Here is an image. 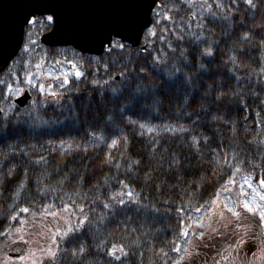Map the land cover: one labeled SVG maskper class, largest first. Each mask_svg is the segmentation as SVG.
I'll use <instances>...</instances> for the list:
<instances>
[{
    "label": "trees",
    "instance_id": "1",
    "mask_svg": "<svg viewBox=\"0 0 264 264\" xmlns=\"http://www.w3.org/2000/svg\"><path fill=\"white\" fill-rule=\"evenodd\" d=\"M159 1L146 53L125 44L95 57L45 45L40 37L53 25L47 15L26 27L21 51L0 75V264L24 256L30 264H173L185 230L186 248L199 252L194 264H264V224L240 203L245 178L259 187L264 179V112L249 91L259 92L264 80V28L257 26L264 8L245 11L243 0ZM246 32L251 43L240 39ZM209 47L213 54L204 55ZM61 62L76 63L84 75L53 89L59 103L32 89L35 99L20 108L6 94L8 84L27 89V75L41 71L36 64L44 71ZM222 192L239 220L213 214ZM203 214L200 229L195 220ZM222 224L237 235L214 234ZM70 226L71 241L63 236ZM80 245L86 252L73 256ZM113 245L128 255H107ZM184 257L181 264H189Z\"/></svg>",
    "mask_w": 264,
    "mask_h": 264
},
{
    "label": "water",
    "instance_id": "2",
    "mask_svg": "<svg viewBox=\"0 0 264 264\" xmlns=\"http://www.w3.org/2000/svg\"><path fill=\"white\" fill-rule=\"evenodd\" d=\"M150 7L155 8L152 0H0V75L23 47L26 19L44 14L53 16L52 29L41 37L44 44L71 46L83 54L99 56L107 48V44L102 47L103 36L132 13L138 15L141 26L135 32H126L128 38L123 42L139 45L143 32L152 24ZM147 46V43L142 46L143 53L147 52ZM29 100L31 94L26 91L14 102L26 107Z\"/></svg>",
    "mask_w": 264,
    "mask_h": 264
},
{
    "label": "snow or ice",
    "instance_id": "3",
    "mask_svg": "<svg viewBox=\"0 0 264 264\" xmlns=\"http://www.w3.org/2000/svg\"><path fill=\"white\" fill-rule=\"evenodd\" d=\"M233 3H236V0H232ZM243 3L246 4L248 6V8L245 9V11H249L251 9H256L257 11H260L262 8H264V0H243ZM152 5L159 7V5H157L156 0H152ZM221 5H217V7H220ZM208 8H211L212 5L208 4L207 5ZM176 11H179V8L175 9ZM149 11H152V7L149 8ZM157 15H159V13H157ZM213 15H215V13H213ZM264 18V17H262ZM172 17L169 16L168 14H165L164 16V20L168 21L171 20ZM53 20V16H48L47 17V21L51 22ZM25 23L31 24V23H35V21L33 20H27L25 21ZM157 24L160 23L159 20L156 21ZM141 26V21L140 18L138 17V15L132 13L129 14L122 22L121 24L117 27V28H113L111 32H109L108 34L103 36V39L101 41L102 47L104 44H107V51L111 52L113 51L115 48L119 47L120 49H124L126 47V45L123 43V41L125 39H127L128 37L125 35V33H132L135 32L137 30V28H140ZM258 27H262L264 28V25H257ZM142 30V29H141ZM167 30V29H166ZM152 36L156 35L155 31H152L150 33ZM53 37H56V33L53 32ZM262 35V43H264V33L261 34ZM114 37L116 39H114ZM179 39H183V36H179ZM161 40L164 39L163 36L160 37ZM241 41L243 42H249L251 43L253 37L250 33H244L241 36ZM36 42L33 41V44H35ZM27 50V49H26ZM173 51H175V49H172ZM204 55H209L211 56L213 54V50L211 47L204 49L203 52ZM181 55H183V52L181 53ZM230 60L232 61L233 65H236V57H230ZM59 63V62H57ZM70 63L71 72H63L62 70H58L53 68L51 71H43L42 70V66L41 64H36L35 68L36 69H41V71L35 73V75H33L32 73H29L26 77V79L24 80V83L28 86L29 90L32 89H38L39 92L42 95H47L49 97H53L56 98L55 102L59 103V99L58 97L60 95H62L61 93H57L56 91H53L54 87H59L60 89H64L66 88L67 85H69L70 83V76L74 77L76 80H79L84 73L81 72L76 64L74 63ZM203 66V65H201ZM123 75V73H121ZM260 74L264 75V68H261L260 70ZM43 79H47L49 81L55 80L57 81L56 85H53L52 83H48L45 84L43 82H41ZM258 83L261 84V88L260 91L257 92L255 89H250V93L255 96L257 99H259L260 103H259V107L261 109V112H264V80H258ZM93 84H100L99 80H93L92 81ZM105 84L108 83V81H104ZM116 89H113V92H115ZM24 93V89L23 88H19L14 90V87L12 84H8L7 86V95L11 96L12 99L15 100H19L20 96H22ZM221 96H223L224 94L221 93ZM234 95H239V93H234ZM220 97H218L219 99ZM30 102V101H29ZM257 115H260V113L258 112ZM213 119H216V117H213ZM130 123L135 124L136 121H129ZM141 128H144L145 126L143 124L140 125ZM165 131H181V132H185L188 131V129L184 126H181L179 129H173L171 126H165L164 127ZM149 132H153L154 129L153 128H148ZM205 143L208 142V138L207 137H201ZM126 139V138H125ZM66 142H62V144H65ZM118 143L117 140H112L111 146H116ZM200 143V141L196 138V137H192V144L194 147L198 146ZM68 148H71V145H67ZM134 163H139V161H135ZM130 170V169H129ZM237 171H239V169H237ZM231 183H235V181H231ZM260 185L262 188H264V179L260 180ZM245 186L248 189H251V191L253 192L254 196L253 199H249L248 198V193L244 191ZM125 188H127V184L124 185ZM125 193L121 192L118 193V196H123ZM127 195L129 197L133 196L132 191H128ZM241 195L244 197L243 200L240 201L242 207L248 212V213H252L254 215H258L260 218V222L261 224H264V193L258 191L256 188L253 187V184L251 182L250 179L245 178L244 182L241 184ZM258 197L259 201L261 203H256L255 202V198ZM113 199H116V197H113ZM225 200H230V198L228 196L225 197ZM121 203H123V201L121 200ZM213 203L215 204V201H213ZM108 205L105 204V207H107ZM223 207L229 212L231 213L237 220L240 219V212L236 211V204L235 202H231V203H225L223 205ZM22 211L24 213L28 212L27 208L22 209ZM197 212H200L201 209L197 208L196 209ZM80 212L83 213L84 209H80ZM15 219V218H14ZM221 219H223V213H221ZM84 223H87V221H84ZM76 227H80V225H76ZM195 227L203 229L205 228V224L204 223H197L195 225ZM229 228L228 224H222L220 225V227L218 228H213L212 232L216 235H221V236H225L226 238L228 237H233L237 235L236 231H222L221 229L227 230ZM236 228H239V225L236 226ZM74 228L73 227H68V229L63 233V236L65 238H68L69 241H71L73 239V237L70 235L71 233H73ZM189 231L185 230L182 235L183 237L187 238L189 236ZM205 237V233L203 231H200L198 239L203 240ZM21 239H23V237H21ZM190 243V241H188ZM244 238L241 237L240 239L236 240V247L239 248L240 245H242L244 243ZM53 243L55 244V240L53 241ZM98 250L103 248V244H98L97 245ZM87 250V246L86 245H80L78 250H75L72 252V255L75 257H80L82 256ZM172 251L176 252L177 254H180L181 252H185L187 253V258L189 261V264H194L195 258L197 256H199V252L196 251L195 249H193V251H188L187 248H183V247H173ZM121 253L123 256H127L128 253L124 251L123 246L121 247H117L116 245L112 246V249L110 252L107 253V255L113 256L115 259H120L121 257L119 255H117V253ZM50 257L55 260L57 259V254L56 252H52L50 251ZM22 259V257H21ZM185 261V257L184 256H179L178 260L173 261V264H181V262Z\"/></svg>",
    "mask_w": 264,
    "mask_h": 264
},
{
    "label": "rangeland",
    "instance_id": "4",
    "mask_svg": "<svg viewBox=\"0 0 264 264\" xmlns=\"http://www.w3.org/2000/svg\"><path fill=\"white\" fill-rule=\"evenodd\" d=\"M55 69L62 70L63 72H71V71H72V69H71L70 66H68V65H64V66L60 67V69L56 67ZM51 70H52V69H48V70H45V72H46V71H51ZM70 77H72V76H70ZM52 81H55V80H52ZM52 81H49V80H47V79H43L41 82H43V83H45V84H48V83H51ZM252 184H253V183H252ZM253 187L256 188L258 191L264 193V190H263L262 188H260V187H258V186H256V185H253ZM244 191L248 193V198H249V199H253L254 194H253V192L251 191V189H248V188L245 186ZM226 196H228V197L230 198V200H227V201H226V200H225V197H226ZM231 202H233L232 197H231L229 194H225L224 192H222V193L218 196V198H217L215 204L212 206V208H214V211H215V212H213V214H219V215H221L220 212H223V213L226 212V213H227L228 211L223 207V205H224L225 203H231ZM255 202H256V203H261V202L259 201L258 197L255 198ZM204 215H205V214L202 215V219H197V220H195V225H196L197 223H199L201 220L203 221V217H204V219H205V216H204ZM220 218H221V217H220ZM194 228H195V227H194ZM184 240H185V243H184L181 247L186 248V244L188 243V241L191 240V236L189 235L187 238L184 237ZM11 251H14V253H18L19 251H20V253H23V251H22L21 248H19V247L12 248ZM184 254H185V252H181L180 254H178V257H179V256H184ZM33 261H34L33 258H31V257H25V256H24V257H22V259H21L20 257H16L15 259L10 260L8 264H30V263H33Z\"/></svg>",
    "mask_w": 264,
    "mask_h": 264
},
{
    "label": "flooded vegetation",
    "instance_id": "5",
    "mask_svg": "<svg viewBox=\"0 0 264 264\" xmlns=\"http://www.w3.org/2000/svg\"><path fill=\"white\" fill-rule=\"evenodd\" d=\"M56 84H57V82H55V84H53V85H56ZM54 89H55V87H54ZM48 97H49V96H48ZM49 98H51V99H52L53 97H49Z\"/></svg>",
    "mask_w": 264,
    "mask_h": 264
}]
</instances>
